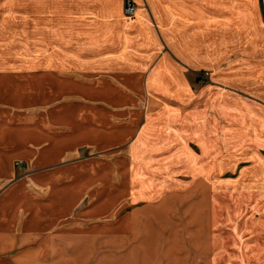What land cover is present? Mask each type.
Returning <instances> with one entry per match:
<instances>
[{
  "label": "rangeland",
  "instance_id": "1",
  "mask_svg": "<svg viewBox=\"0 0 264 264\" xmlns=\"http://www.w3.org/2000/svg\"><path fill=\"white\" fill-rule=\"evenodd\" d=\"M262 6L260 27L215 28L231 40L225 69L244 49L264 56ZM23 11H4L12 23L0 34V237L11 243L0 257L7 264H264V122L261 129L214 120L211 111L214 102L240 100L264 115V74L215 77L199 68L193 91L178 83L164 89L176 97L163 101L145 75L47 72L43 61L15 54L14 38L34 42V50L46 44L45 34H32L35 15ZM21 29L30 33L20 36ZM251 36L263 42L250 44ZM145 122L150 131L139 132ZM256 126L258 138H237L238 129L248 137ZM168 128L161 140L158 129ZM31 213L40 215L35 228Z\"/></svg>",
  "mask_w": 264,
  "mask_h": 264
},
{
  "label": "crops",
  "instance_id": "2",
  "mask_svg": "<svg viewBox=\"0 0 264 264\" xmlns=\"http://www.w3.org/2000/svg\"><path fill=\"white\" fill-rule=\"evenodd\" d=\"M134 2L138 10L132 20L125 16V0H0V7L10 17L22 9L26 17H31V13L35 15V20L29 21L30 26L36 28V32L32 34H45V46L39 44L36 50L31 49L29 47L34 42L20 37L14 38V42L20 43L14 51L29 64H35L36 60L43 61L47 72L63 71L73 76L145 75L148 78L147 89L151 92L159 91L158 96L163 101L176 97L165 95L164 89L173 91L178 83H181L179 87L184 86L188 91H193L190 76L199 68L212 69L215 77L247 74L263 77L264 56L256 47L242 52L239 64L233 67L239 69V73H231L233 69H225V61L230 59L231 40L225 33L220 36L215 28L225 29L231 26V21H238L235 24L238 30L260 27L264 0ZM41 12L45 13L43 18L46 23L39 26L37 16ZM3 13L0 34L3 27L12 23ZM28 33L30 32L26 29H21L19 35ZM257 42H263V38L249 37L250 44L256 45ZM5 56L2 51L0 60ZM239 101L212 103L211 111L217 113L213 119H217L218 115L229 122L248 123L252 126L260 124L262 129L264 115L253 111L246 102ZM172 123L173 121L169 125L173 129L177 128ZM150 125L145 122L139 132L150 131ZM216 126L212 128L213 131ZM253 127L247 128L252 130ZM91 129H97L95 122L91 124ZM229 129L224 126L220 128L224 133L223 137L228 136L225 133L231 131ZM256 129L257 126L248 137L238 129L237 138L251 139L253 135L258 138ZM158 130L163 140V134H168L169 128L167 132L166 129ZM171 137L173 136H169ZM37 155L42 156L41 152ZM31 214V228H35L40 225V215ZM15 217L12 221L17 220ZM9 226L15 228L17 224L14 221ZM8 245L11 243L0 237V253H6ZM0 264H7V260L0 257Z\"/></svg>",
  "mask_w": 264,
  "mask_h": 264
},
{
  "label": "built area",
  "instance_id": "3",
  "mask_svg": "<svg viewBox=\"0 0 264 264\" xmlns=\"http://www.w3.org/2000/svg\"><path fill=\"white\" fill-rule=\"evenodd\" d=\"M137 6L133 0H125V14L127 17L132 18L135 15ZM208 73H206L207 75Z\"/></svg>",
  "mask_w": 264,
  "mask_h": 264
}]
</instances>
